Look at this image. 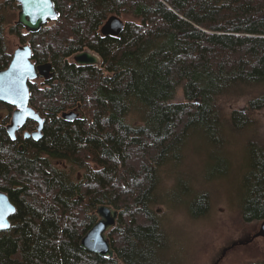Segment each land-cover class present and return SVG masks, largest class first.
I'll list each match as a JSON object with an SVG mask.
<instances>
[{
	"label": "trees",
	"instance_id": "obj_1",
	"mask_svg": "<svg viewBox=\"0 0 264 264\" xmlns=\"http://www.w3.org/2000/svg\"><path fill=\"white\" fill-rule=\"evenodd\" d=\"M53 2L57 19L28 33L17 23V0H0V71L17 38L53 73L28 82L30 106L44 119L39 140L24 136L36 129L30 119L13 140L7 125L14 108L0 102L7 111L0 115V191L16 207L11 227L0 232V264H178L154 206L185 202L194 219L210 213L211 194L192 183L193 163L182 153L197 132L217 151L230 145L225 130L237 137L247 160L239 214L259 226L264 143L255 114L264 108V0ZM112 15L126 18L119 37L100 32ZM84 50L102 64L69 61ZM179 88L181 103L174 102ZM79 107L80 118L62 117ZM225 157L230 168L234 155ZM99 205L119 212L109 234L112 258L80 246Z\"/></svg>",
	"mask_w": 264,
	"mask_h": 264
},
{
	"label": "rangeland",
	"instance_id": "obj_2",
	"mask_svg": "<svg viewBox=\"0 0 264 264\" xmlns=\"http://www.w3.org/2000/svg\"><path fill=\"white\" fill-rule=\"evenodd\" d=\"M122 19L126 21L125 17ZM10 44L13 49L22 45L17 38H11ZM70 59L73 61V58ZM258 92L264 94V84L258 87ZM184 100L183 91L179 88L174 102ZM244 106V102L240 101L238 107ZM6 114L7 111H0V115ZM255 117L258 138L264 143V108ZM199 133H192L189 145L182 153L187 156L186 162L193 163L190 174L192 183H196L199 190L205 189L211 194V209L208 216L194 219L185 202L173 207L161 200L154 206L170 239L171 258L178 264H249L264 261V238L256 237L248 241L258 232L260 225L246 223L239 214L243 196L240 177L247 171V160H243L240 149L236 147L237 137L225 130L224 136L229 139L230 145L217 151L200 139ZM225 155H234L230 168ZM223 172L226 174L216 176ZM163 182L160 192L169 190L174 176L165 178Z\"/></svg>",
	"mask_w": 264,
	"mask_h": 264
},
{
	"label": "water",
	"instance_id": "obj_3",
	"mask_svg": "<svg viewBox=\"0 0 264 264\" xmlns=\"http://www.w3.org/2000/svg\"><path fill=\"white\" fill-rule=\"evenodd\" d=\"M20 5L17 23L28 33H37L50 21H55L58 11L53 0H17ZM125 27V21L118 15L110 16L102 25L100 32L104 36L119 37ZM79 66H100L102 59L98 54L84 50L73 56ZM51 63L36 65L32 61L30 45H19L13 52V57L6 69L0 71V102L11 105L14 110L7 131L15 140L16 132L25 125L27 120L37 123L32 132H25V138L39 140L43 135L44 119L30 106L29 81L39 77H47L51 72ZM48 71V74L46 73ZM80 114V107L64 112L62 117L72 121ZM83 115V114H82ZM83 117H85L83 115ZM22 148V145L20 146ZM16 211L7 193L0 191V232L11 227V215ZM98 220L87 231L80 241V246L87 251L102 257L112 258L114 250L109 234L117 224L119 212L108 205H99L96 210ZM256 237L264 238V220L260 223L258 232L248 241ZM248 241L244 242L247 243Z\"/></svg>",
	"mask_w": 264,
	"mask_h": 264
},
{
	"label": "flooded vegetation",
	"instance_id": "obj_4",
	"mask_svg": "<svg viewBox=\"0 0 264 264\" xmlns=\"http://www.w3.org/2000/svg\"><path fill=\"white\" fill-rule=\"evenodd\" d=\"M55 8H56V7H55ZM49 23H50V20H49V22H48L47 24H49ZM47 24H45V25H47ZM45 25H44V26H45ZM44 26H43V27H44ZM43 27H42V28H43ZM42 28H41V29H42ZM88 51H90V50H88ZM91 52H92V51H91ZM93 53H94V52H93ZM73 56H74V54L71 56V58H73ZM69 61H70L71 63L76 64L75 61H74V58H73V61H71V59H70ZM101 64H102V63H101ZM51 65H52V64H51ZM76 65H77V64H76ZM78 66H79V65H78ZM51 72H52V66H51ZM51 72L48 74V71H47V72H46V73L48 74L47 77H43V76H41V77H39V78H38L37 80H35V81H38V80H41V81H42V80H49V79H51L52 74H53V73L51 74ZM41 81H40V82H41ZM80 114H81V113H80ZM80 114L77 116V118H80V116H81Z\"/></svg>",
	"mask_w": 264,
	"mask_h": 264
},
{
	"label": "bare ground",
	"instance_id": "obj_5",
	"mask_svg": "<svg viewBox=\"0 0 264 264\" xmlns=\"http://www.w3.org/2000/svg\"><path fill=\"white\" fill-rule=\"evenodd\" d=\"M110 239V238H109ZM110 243H111V240H110ZM111 245H112V243H111ZM113 247V246H112Z\"/></svg>",
	"mask_w": 264,
	"mask_h": 264
}]
</instances>
